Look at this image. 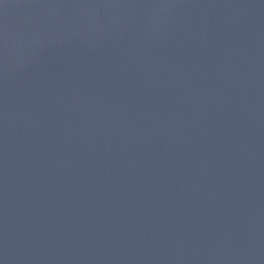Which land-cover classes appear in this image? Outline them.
<instances>
[{"label": "water", "instance_id": "obj_1", "mask_svg": "<svg viewBox=\"0 0 264 264\" xmlns=\"http://www.w3.org/2000/svg\"><path fill=\"white\" fill-rule=\"evenodd\" d=\"M0 264H264V0H0Z\"/></svg>", "mask_w": 264, "mask_h": 264}]
</instances>
